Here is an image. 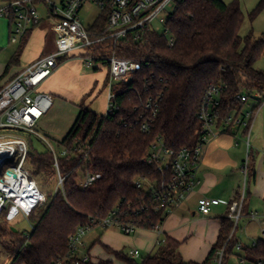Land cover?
Instances as JSON below:
<instances>
[{
    "label": "trees",
    "instance_id": "trees-1",
    "mask_svg": "<svg viewBox=\"0 0 264 264\" xmlns=\"http://www.w3.org/2000/svg\"><path fill=\"white\" fill-rule=\"evenodd\" d=\"M251 17L255 19V14ZM7 19L13 26L14 16ZM105 22L104 17L100 25ZM42 23L30 29L20 41L0 80L18 64L30 34ZM243 23L239 0L230 3L184 0L168 23L174 46H169L165 36L154 33L139 43L129 40L117 46L109 45L111 53L140 62L142 66L129 83L114 87V101L119 110L112 116H100L80 105L75 123L60 143L63 152L58 156V165L64 178V193L54 189L58 171L53 153L50 150L40 153L30 142L28 168L33 178L40 179L41 184L37 182L42 189L50 176L56 181L53 190L46 192V202L28 217L33 226L28 236H19L4 216L0 219V234L7 235L16 246L11 264H71L68 260L71 237L80 227L100 222L116 209L123 219L133 221L139 229L155 230L163 224L165 215L156 214L151 208L142 210L150 207V194L135 185V181L146 176L158 178L152 168L143 164L152 144L161 139L175 149L194 147L201 130L200 105L211 85L224 87L220 97L224 116L234 109L243 111L245 104L240 100L243 95L250 97L258 93L264 100V72L255 68L264 55V40L256 39L252 32L241 36ZM158 95L160 112L151 123L144 104ZM144 121L150 124L148 134L141 130ZM85 170L100 174L101 179L82 190L80 172ZM249 176L251 180V169ZM231 228L232 223L223 219L219 240L202 264L210 263ZM165 240L155 254L140 264H199L184 262L179 253L180 243L170 237ZM252 254L264 259V240H260ZM117 257L126 264H137L125 255L117 254Z\"/></svg>",
    "mask_w": 264,
    "mask_h": 264
},
{
    "label": "built area",
    "instance_id": "built-area-1",
    "mask_svg": "<svg viewBox=\"0 0 264 264\" xmlns=\"http://www.w3.org/2000/svg\"><path fill=\"white\" fill-rule=\"evenodd\" d=\"M184 0H8L0 3V19L14 16L10 41L19 44L26 33L44 20L51 22L54 33V53L45 55L32 66L20 73L8 85L0 90V219L11 225L20 218L28 217L34 209L47 200L46 193L33 178L28 168L30 140L23 133L37 134V124L53 107V97L39 92L40 87L53 75L63 63L71 60L82 63L88 70L107 71V106L104 117L112 116L119 107L115 104L114 87L120 83H129L134 73L142 66L135 60L122 58L111 53L110 44L133 41L139 43L147 35L159 34L168 38L169 46H174L168 23ZM44 4L48 13L46 19L40 16L38 7ZM87 5L100 9V15L94 22L85 27L81 22V12ZM106 22L101 26L102 19ZM157 26L159 28H157ZM223 86L211 85L206 90L198 113L201 124L199 141L194 147L175 149L169 147L161 139L156 140L143 164L150 167L158 175L143 177L135 181L138 189L148 191L151 205L142 210L152 209L156 214L166 217L186 203L201 184L199 172L203 162L204 148L213 139L222 134L231 133L234 129L250 131L255 110L240 111L234 109L224 116L220 97ZM254 98H257L255 100ZM244 104L255 101L256 110L264 105L258 93L240 97ZM160 95L151 97L144 104L150 114L152 123L160 112ZM143 133H150V124L144 121ZM40 137V136H39ZM249 132L245 135L249 148ZM42 138V137H41ZM55 158L58 171V183L55 192L64 193V178L59 173L58 155L50 148ZM249 157L242 166L243 186L232 201L201 198L198 211L209 216L215 207H227V219L232 228L222 245L216 251L209 264H264V259L252 254L260 240L244 244L237 238L240 223L247 218L250 221L261 220L260 232L264 236V215L251 213L246 215L244 207L249 185ZM99 179L100 174L87 170L80 172V187L87 190ZM161 226L155 231L161 234ZM118 228L126 234L139 229L133 221L122 218L116 209L100 222H92L80 227L71 237L68 260L71 264H92L88 255L80 257L79 251L85 237L94 228ZM33 226L31 225V230ZM28 236V234H27ZM166 243L165 238L158 240L157 245ZM128 256L136 259L139 250H131ZM59 264H64L59 262Z\"/></svg>",
    "mask_w": 264,
    "mask_h": 264
},
{
    "label": "crops",
    "instance_id": "crops-1",
    "mask_svg": "<svg viewBox=\"0 0 264 264\" xmlns=\"http://www.w3.org/2000/svg\"><path fill=\"white\" fill-rule=\"evenodd\" d=\"M46 26L42 23V25L32 31L18 64L13 66L8 74L0 80V90L46 55L50 42L48 39L49 32H52L51 25L49 27ZM11 33L12 25L10 21L1 18L0 78L4 75L7 66L19 48V44L11 43ZM29 44L34 49L32 53L28 52ZM79 72H81V67L78 61L65 62L40 87L39 92L49 94L59 102L78 103L83 97L92 92L98 83V78L95 74L81 80L80 83L77 82L75 76L77 78ZM98 72H104L101 79L103 87H105L108 73L107 71ZM71 81H74L76 84L73 88L71 87ZM74 88H76L75 92L73 91ZM256 108L257 104L255 101H249L243 107V111L255 110L250 131L234 129L231 133L222 134L213 139L205 146L203 162L199 172L201 184L186 203L166 217L161 226V236L158 240L170 237L179 242V253L186 263L195 262L202 264L209 258L219 240L222 220L227 219L228 210L226 206L215 207L212 211L213 213L216 209H222L224 211L223 217H211L212 213L209 216H203L198 211V201L201 198L218 199L221 201L236 199L239 190L243 186L242 166L247 157H249V167L252 170L253 178L250 180L251 182L249 181L244 212L246 215H250L251 213L264 215V105L258 110ZM248 132L250 136L249 148L245 140V135ZM242 221L247 222L246 226L248 228L256 226L257 231H260V219L250 221L245 218ZM12 227L15 228L14 225ZM96 229H101V232L95 231V234L89 238V243L91 244L89 248L85 245L86 236L81 247L84 251L81 252L80 249L78 255L80 257L88 255L92 264L105 262L115 264L116 261L124 262L117 257V254L129 257V252H126L127 246L125 245L128 240L115 230H108L109 228L103 229L101 227L94 228V230ZM252 240H264V237H259L257 240L253 238ZM190 242H198L199 245V247L196 245V251L193 254H187V247L184 250V246ZM138 243L143 244L141 241ZM158 248L159 246L156 247V251Z\"/></svg>",
    "mask_w": 264,
    "mask_h": 264
},
{
    "label": "rangeland",
    "instance_id": "rangeland-1",
    "mask_svg": "<svg viewBox=\"0 0 264 264\" xmlns=\"http://www.w3.org/2000/svg\"><path fill=\"white\" fill-rule=\"evenodd\" d=\"M226 3L233 2L234 0H223ZM241 3V9L244 15V23L241 29V36H246L249 33H253L254 37L258 40H264V0H239ZM38 11L40 16L43 19H46V15L48 13V9L44 4H40L38 7ZM101 11L95 6L87 5L84 7V10L81 12V22L85 27L90 26L94 20L100 15ZM255 14V19L252 20V15ZM43 25H47L49 27L51 22L49 20H44ZM157 28H159L157 26ZM49 45L47 47L46 55L52 54L55 52V40L56 37L52 32H49ZM34 51L31 44L28 46V52L32 53ZM71 61V60H69ZM68 62V61H67ZM81 72H79L78 77L75 80L77 82H81V80L86 79L88 76L93 74L97 75L98 83L96 87H94L93 91L83 97L78 103L71 102H59L56 99L54 100L53 107L49 111V113L37 124L36 131L37 134H29L23 133L24 136L32 142L34 148L40 153L46 152L52 148L58 156H61L63 152V148L60 143L67 136L73 124L75 123L79 113H80V105L83 104L88 107L92 112L102 116L105 112L106 108V92L107 87H103V81L101 79L102 73L98 71L88 70L82 63H80ZM256 70L260 72H264V55L257 61L255 64ZM75 74V73H74ZM73 77V76H72ZM94 77V76H93ZM108 78V77H107ZM105 80V79H104ZM76 86L74 81H71V87ZM78 86V85H77ZM76 88L73 89L75 92ZM40 136V137H39ZM42 137V138H41ZM37 181L41 184L40 179ZM56 181L55 177L50 176L47 181L44 183L43 191L49 192L53 190V183ZM56 189V186L55 188ZM218 216L223 217L224 211L222 209H216L212 213L211 217ZM15 228L17 229L19 236L26 235L31 231V224L25 218H20L16 223H13ZM12 225V226H13ZM247 222L242 221L240 223V230L237 233V238H239L244 244H251L255 238L257 240L259 237H264L261 232L257 231L256 226H251L248 228ZM3 227H6L2 225ZM108 230H115L119 232L123 237H125L128 241L125 243L127 246L126 252L131 250H139L140 256L135 259L137 264H140L146 257L150 254L156 253L157 240L160 238L161 234L156 232L155 230H146L140 229L132 234H126L121 232L118 228H109ZM95 231L101 232V229H96L88 233L85 239V245L87 248L90 247L89 238L95 234ZM105 231V230H103ZM107 231V230H106ZM260 233V234H259ZM139 235V237H138ZM21 238V237H16ZM142 242L143 244H139L138 242ZM187 243L184 246V250L186 248L187 254H193L196 251L197 243ZM199 247V245H198ZM16 246L12 243L11 239L6 235L3 236L0 234V264H11L12 263V252L15 250ZM199 249V248H198ZM197 249V250H198ZM84 250L81 249V252ZM182 256H184L182 254ZM115 264H126L122 261H116Z\"/></svg>",
    "mask_w": 264,
    "mask_h": 264
},
{
    "label": "water",
    "instance_id": "water-1",
    "mask_svg": "<svg viewBox=\"0 0 264 264\" xmlns=\"http://www.w3.org/2000/svg\"><path fill=\"white\" fill-rule=\"evenodd\" d=\"M254 99L257 100V98H254ZM12 231L15 232V233L18 232L17 229H15L14 227H12Z\"/></svg>",
    "mask_w": 264,
    "mask_h": 264
}]
</instances>
